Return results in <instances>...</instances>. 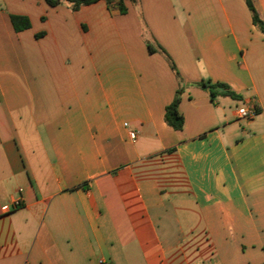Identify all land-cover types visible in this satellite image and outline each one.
<instances>
[{
  "label": "crops",
  "instance_id": "crops-1",
  "mask_svg": "<svg viewBox=\"0 0 264 264\" xmlns=\"http://www.w3.org/2000/svg\"><path fill=\"white\" fill-rule=\"evenodd\" d=\"M121 2L0 0V264H264V31L244 0Z\"/></svg>",
  "mask_w": 264,
  "mask_h": 264
},
{
  "label": "trees",
  "instance_id": "trees-1",
  "mask_svg": "<svg viewBox=\"0 0 264 264\" xmlns=\"http://www.w3.org/2000/svg\"><path fill=\"white\" fill-rule=\"evenodd\" d=\"M47 5L54 7L57 6L61 3H66L69 5L70 9L75 11L77 10L80 6L83 5H89L92 3H95L99 0H44ZM107 4H111L114 0H104ZM117 1V7L119 9V12L121 14H124L126 9L121 2V0H116ZM245 4L251 13V19L252 23L257 26L261 31H264L263 24L261 20L259 19L252 3L251 0H244ZM10 21L11 24L14 28L15 31H20L23 29H26L29 27V22L26 18L21 17V16H10ZM150 50H153L152 47H149ZM201 88L207 89L209 91V94L211 97H215L216 95H222V96H229L233 99H238L240 96L235 94L233 91H231L226 85L224 84H199ZM179 91H177L173 101L166 106L165 112H164V120L168 126H170L173 130L175 131H180L183 127V117L181 113L178 110V105H179Z\"/></svg>",
  "mask_w": 264,
  "mask_h": 264
},
{
  "label": "built area",
  "instance_id": "built-area-1",
  "mask_svg": "<svg viewBox=\"0 0 264 264\" xmlns=\"http://www.w3.org/2000/svg\"><path fill=\"white\" fill-rule=\"evenodd\" d=\"M255 113V109L253 105H250L249 107H241L238 109V116L239 118L242 119H249L250 117H252ZM129 136L131 138H134V133H129ZM15 205H18L17 202H14Z\"/></svg>",
  "mask_w": 264,
  "mask_h": 264
}]
</instances>
